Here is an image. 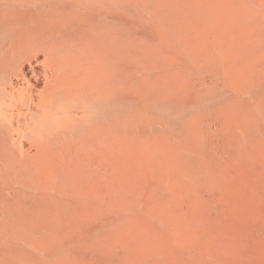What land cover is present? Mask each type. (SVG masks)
<instances>
[{"label":"bare ground","instance_id":"1","mask_svg":"<svg viewBox=\"0 0 264 264\" xmlns=\"http://www.w3.org/2000/svg\"><path fill=\"white\" fill-rule=\"evenodd\" d=\"M0 264H264V0H0Z\"/></svg>","mask_w":264,"mask_h":264}]
</instances>
